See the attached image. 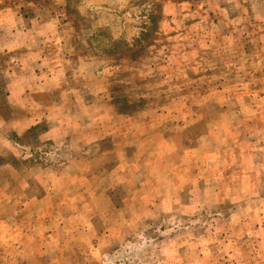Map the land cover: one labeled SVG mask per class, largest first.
Instances as JSON below:
<instances>
[{"label":"rangeland","instance_id":"1","mask_svg":"<svg viewBox=\"0 0 264 264\" xmlns=\"http://www.w3.org/2000/svg\"><path fill=\"white\" fill-rule=\"evenodd\" d=\"M0 264H264V0H0Z\"/></svg>","mask_w":264,"mask_h":264}]
</instances>
